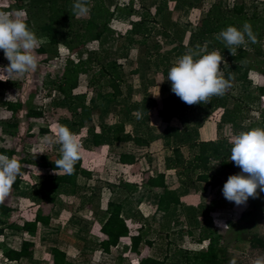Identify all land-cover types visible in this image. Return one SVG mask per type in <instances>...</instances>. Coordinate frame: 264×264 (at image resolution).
<instances>
[{"label":"rangeland","instance_id":"374dc122","mask_svg":"<svg viewBox=\"0 0 264 264\" xmlns=\"http://www.w3.org/2000/svg\"><path fill=\"white\" fill-rule=\"evenodd\" d=\"M28 2L29 0H26V4ZM105 2L110 8L117 7L114 14L115 19L121 18L125 21H119L120 25L117 27L114 41L107 44L112 47L114 56L119 58L123 65L125 74V83L121 86L123 94L117 98L114 97L111 94V88L105 82L92 85V70L81 76L80 90L88 93V101L95 107L93 115L95 124L124 121L129 126L135 127L138 125L136 121L126 120L128 102L141 99L145 86L149 93L155 96L165 97L171 92V82L167 80V74L177 59L178 45L172 36H166L163 32V12L157 13V7L163 3V0H105ZM263 2L264 0H245L250 11L255 8L261 9ZM212 3L231 7L234 0H186V4L169 1V6L172 9L173 21L191 31L198 28ZM39 9V7H34L28 12L26 7H21L17 0H0V10L26 12L25 19L29 28L43 43H47L49 34L54 28L46 25L45 18L40 14V12L46 14L47 10L39 12ZM142 18L146 19L143 25L148 26L151 31L145 37L146 43L141 45L128 43V33L134 21ZM135 38L143 39V36H135ZM155 44H158L159 48H156ZM58 47L64 55L70 54L76 59L78 57L86 59L90 51L100 49V43L90 41L82 49L74 50H68L63 44ZM38 53L39 64L34 73H29L25 77L13 78V80L0 81V146L15 148L16 158L26 149L48 153L60 152V145L49 147L43 142V138L53 134V126L59 124L69 127L71 124L72 115L68 109L69 102L63 94L52 89L53 79L65 66L66 59L61 58L56 64H46L41 62L46 55ZM166 57H169V62ZM164 58L166 63H162L161 59ZM159 62L161 65L157 67L156 63ZM8 63L3 51L0 50V66H6ZM260 64H263V60L253 55L249 58L247 65L239 71L234 70L228 62L225 65L221 64L225 78L231 77L232 87L228 90L231 97L230 107L235 99L242 97L248 99L249 92L256 89L257 82L262 80L256 75ZM136 69L139 72H133ZM129 88L132 90L131 96H129ZM5 99L20 100L24 104L18 113L19 125L15 129V135H10L5 131L12 115L3 104ZM260 103L259 100H255L251 106L247 105L249 109L246 107L244 117L238 121L237 131L232 124L217 120L219 109H210L208 114L201 116L205 119L201 128V136L206 139L227 137L229 147L232 148L234 136L245 131L250 121L259 117ZM30 105L43 108L47 113L45 121L34 122L31 125L33 131L37 132L41 126H44L48 127L49 132L40 133L37 140L26 144L23 142V137L28 130L29 123L25 114ZM150 124L158 133L165 127V123L155 112L151 115ZM178 124L181 125V122L178 121ZM74 134L83 146L80 160L84 166L93 171L92 178L79 176L78 183L81 186L79 195L57 199L50 224L39 227L33 235L22 236V234H11V232L6 234L2 239L13 245L12 247H18L17 244L26 238L32 240L34 242L33 254L31 257L15 262L7 261L0 251L1 264H50L49 249L53 245L66 251L67 264H137L136 259L125 251L126 241L112 247L110 253H105L100 246L99 230L106 218L107 202L111 199L123 201L124 216L132 232L143 227L147 231V237L154 241L152 246L142 247L141 255H152L159 258H163L168 252L173 253L176 247L196 246L199 233L205 227L216 235L221 230H229L232 222L237 220L239 213L247 206L246 204L237 207L233 202L227 201L222 194L228 177L241 170L224 171L222 173L224 183L212 187L196 180V174H193L191 179L181 178L178 170H165L164 159L173 152L164 147L162 139L153 141L149 147H139L132 142H113L106 151L98 152L87 142L85 129ZM122 152L134 153L138 161L127 165L118 162V154ZM183 152L189 157L188 148H183ZM211 163L213 167L221 170L218 161ZM25 167V179L20 184V190L11 191L13 203L17 209L11 219L20 223L24 221L25 216H30V212L38 207L34 205L30 195L33 181L53 174L49 170ZM147 169L153 174L165 170L167 184L179 193L182 199L181 205L173 207L166 213L159 206L154 195L143 187H139L134 193H129L121 186H118L115 191L108 186L119 184L126 179L137 180L142 171ZM217 220L222 221L225 226L218 227L215 223ZM250 230L264 236V219ZM227 246L242 264H252L257 257L264 256V251L251 249L249 242L245 240L229 239Z\"/></svg>","mask_w":264,"mask_h":264},{"label":"trees","instance_id":"16d2710c","mask_svg":"<svg viewBox=\"0 0 264 264\" xmlns=\"http://www.w3.org/2000/svg\"><path fill=\"white\" fill-rule=\"evenodd\" d=\"M21 7H26L29 12L31 8L39 7V12L46 9L47 13L40 12L45 18V24L53 27L49 34V41L42 43L38 52L45 54L42 63H58L61 58L66 59V64L60 73L53 79L52 89L64 95L69 102L68 109L72 115L69 129L77 133L83 129L87 133V142L98 152L108 149L113 142H132L139 147H149L150 144L162 139L165 148L171 149L172 155L164 159L165 170H178L179 176L192 178L196 174V180L217 187L224 183L222 173L224 171L240 170L230 161L231 148L227 137L206 139L201 136L204 117L210 109H219L220 122H227L238 130V121L244 117L247 105L259 100L260 115L251 120L245 131L252 128H264V2L261 9L255 8L250 11L245 0H234L231 7H223L219 3H212L203 17L201 24L196 30L189 31L182 25L175 23L172 19V9L169 1H177L186 4V0H163L157 7V13L163 12L162 28L166 36H172L178 45L177 58L183 55L189 48L196 45H207V52L218 50L230 66L239 71L247 65L249 58L253 55L263 60L258 66L256 75L262 78L258 81L253 91L244 97L234 100L229 106L230 93L222 97H213L208 104L189 106L176 96L172 91L165 97L151 95L145 86L141 99L133 100L129 104L125 116L126 120H134L137 126H129L124 121L116 123L100 122L95 124L93 115L95 107L88 101V93L80 90L81 76L93 71L91 84H103L111 88L114 97L123 94L122 84L125 83L123 65L119 58L115 57L112 47L107 46L114 41L119 21L115 19L117 7L110 8L105 0H89L90 13L87 17L79 18L72 14L74 0H17ZM25 4V5H24ZM146 19L134 21L128 35V43L145 44V37L149 35L150 28L143 25ZM251 24L253 32L257 34L258 43H249L246 48L238 49V54L232 56L223 43L215 38V34L228 26L242 28L244 22ZM143 36L136 39L135 36ZM188 40V41H186ZM90 41H98L100 49L90 51L86 59H76L70 54L64 55L58 45L63 44L68 50L82 49ZM159 48L158 44H155ZM65 56V57H64ZM169 62V57H166ZM162 63L165 58L161 59ZM161 63H156L160 67ZM133 72H139L138 69ZM132 90L129 92L131 96ZM6 109L11 112V119L7 122L5 131L15 135V129L19 125L18 113L24 104L20 100L5 99L3 101ZM249 109V108H248ZM139 110L143 118L137 119L133 112ZM155 112L160 120L165 123L161 132H157L152 125L151 115ZM25 117L29 123L28 130L23 137V142L30 144L37 140L40 133L49 132L48 127L41 126L37 132L33 131L32 124L47 119V113L43 108L30 105ZM193 120V122H191ZM181 122V125L178 124ZM145 126V127H144ZM183 148H188L189 157L184 155ZM0 154L16 157L17 150L8 146H0ZM61 153H48L43 151L23 150L17 160L21 164V175L17 177L12 190L19 191L20 184L25 179L26 167L49 170L53 174L38 178L33 181L30 195L36 210L30 212V216L24 217L20 223L12 220V214L17 210L13 203L12 193L0 204V251L7 261H21L33 254L34 242L24 239L20 249L9 246L2 238L8 229L23 231L26 233L36 232L39 225H48L52 220L58 198L66 199L76 197L81 191L78 177L92 178L93 171L84 166L79 159L75 165L73 174L68 175L56 169L55 161ZM118 162L123 164H134L138 161L132 152L118 154ZM212 161H218L221 170L212 165ZM161 170L153 174L149 169L142 171L137 180L126 179L119 184H109L111 190L115 191L121 186L129 193L136 192L143 187L151 192L159 206L167 213L173 207L181 205L182 199L179 193L170 188L166 181V172ZM198 172V173H196ZM124 203L121 200L111 199L107 202L106 218L102 222L99 237L100 246L105 253H110L112 247L118 246L126 241L125 251L130 253L137 264H228L235 255L229 250L227 241L229 239L245 240L249 242L251 249L264 251V236L251 232V228L257 226L264 219V192L256 199L249 198L247 206L239 213L237 220L232 222L229 230H221L213 234L206 227L200 231L197 245L193 247H176L173 253H167L163 258L152 255H141L144 245L152 246L154 241L147 236V231L139 227L132 232L126 217L124 216ZM50 264H67V253L57 246L49 249ZM236 258V257H235ZM237 264L242 262L237 259ZM1 264V262H0Z\"/></svg>","mask_w":264,"mask_h":264},{"label":"clouds","instance_id":"9594fccd","mask_svg":"<svg viewBox=\"0 0 264 264\" xmlns=\"http://www.w3.org/2000/svg\"><path fill=\"white\" fill-rule=\"evenodd\" d=\"M89 0H74L72 14L87 17L90 13ZM23 10H0V50L9 61L0 66V81L13 80L34 73L39 64L38 48L43 41L29 28ZM232 56L238 49L246 48L249 43H258L257 34L245 21L242 28L228 26L215 34ZM221 64L227 62L218 50L207 52L206 45L189 48L178 57L169 69L167 80L171 91L186 105L208 104L213 97H222L232 87L231 77L225 78ZM137 119L142 112L134 111ZM52 135H46L43 142L49 147L60 145L61 156L55 161L56 169L71 175L81 158L83 146L67 126H53ZM230 161L240 168V172L230 175L223 186L224 198L237 207L245 206L249 198L256 199L264 192V128L241 131L232 140ZM21 175V164L16 157L0 154V204L10 195L17 177ZM218 227L225 224L215 221ZM228 264H237L235 257ZM252 264H264V256L257 257Z\"/></svg>","mask_w":264,"mask_h":264},{"label":"crops","instance_id":"0c3cea01","mask_svg":"<svg viewBox=\"0 0 264 264\" xmlns=\"http://www.w3.org/2000/svg\"><path fill=\"white\" fill-rule=\"evenodd\" d=\"M116 18V17H115ZM117 20L118 21H120V22H125L123 19H121V18H117ZM144 24V23H143ZM129 90H130V88H129ZM119 97V96H118ZM117 98V97H116ZM129 104H130V101L128 102V106H129ZM123 164V163H122ZM124 165H127V164H124ZM26 217V216H25ZM41 226H45V225H43V224H41V225H39V227H41ZM39 229V228H38ZM38 231V230H37ZM36 231V232H37ZM9 232H11V234H17V235H21L22 234V236H25L26 234H30V235H33L34 233H36V232H31V233H26V232H23V231H18V230H12V229H8L7 231H6V234H9ZM6 243L9 245V246H13V245H11L10 243H8L7 241H6ZM18 245V247H13V248H15V249H20V247H21V245H22V240L20 241V243H18L17 244ZM53 246H57V245H53ZM60 248V247H59ZM62 249V248H61ZM62 250H64V249H62ZM65 251V250H64ZM68 262V261H67Z\"/></svg>","mask_w":264,"mask_h":264}]
</instances>
